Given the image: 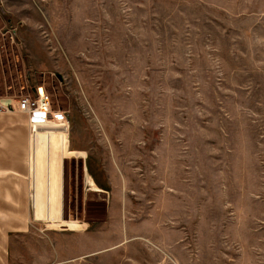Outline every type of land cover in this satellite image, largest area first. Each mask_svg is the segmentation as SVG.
I'll use <instances>...</instances> for the list:
<instances>
[{"label":"rangeland","instance_id":"obj_1","mask_svg":"<svg viewBox=\"0 0 264 264\" xmlns=\"http://www.w3.org/2000/svg\"><path fill=\"white\" fill-rule=\"evenodd\" d=\"M39 88L110 185L11 264H264V0H0V99Z\"/></svg>","mask_w":264,"mask_h":264},{"label":"crops","instance_id":"obj_2","mask_svg":"<svg viewBox=\"0 0 264 264\" xmlns=\"http://www.w3.org/2000/svg\"><path fill=\"white\" fill-rule=\"evenodd\" d=\"M11 107L15 104L0 99V264H11L9 256L14 246L10 238H15L18 251L30 253L23 239L39 230L35 223H59L68 232L80 230L84 203L83 195H72L75 178L77 190L82 187L91 193L104 194L110 185L108 178L103 183L104 168L98 161L89 163L86 152L69 148V126L54 123L30 129L27 116ZM40 129L58 135L56 148L35 149L31 133ZM30 173L34 178L32 188ZM96 173L102 174V179Z\"/></svg>","mask_w":264,"mask_h":264},{"label":"built area","instance_id":"obj_3","mask_svg":"<svg viewBox=\"0 0 264 264\" xmlns=\"http://www.w3.org/2000/svg\"><path fill=\"white\" fill-rule=\"evenodd\" d=\"M11 110H17L23 112L27 116L28 126L32 129L36 125H43L48 122H53L55 117L52 116L50 104L48 99L44 96L43 89H37V96L31 98L30 96L21 97L15 107H11ZM62 118L54 121V123H62L67 120L64 115Z\"/></svg>","mask_w":264,"mask_h":264},{"label":"bare ground","instance_id":"obj_4","mask_svg":"<svg viewBox=\"0 0 264 264\" xmlns=\"http://www.w3.org/2000/svg\"><path fill=\"white\" fill-rule=\"evenodd\" d=\"M64 124H67L66 122H64Z\"/></svg>","mask_w":264,"mask_h":264}]
</instances>
